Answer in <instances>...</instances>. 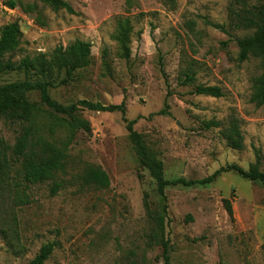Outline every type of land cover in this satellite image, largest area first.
I'll list each match as a JSON object with an SVG mask.
<instances>
[{
    "label": "rangeland",
    "instance_id": "obj_1",
    "mask_svg": "<svg viewBox=\"0 0 264 264\" xmlns=\"http://www.w3.org/2000/svg\"><path fill=\"white\" fill-rule=\"evenodd\" d=\"M64 1L74 13L40 0H0V39L15 22L22 32L6 60L33 64L0 74V87L46 81L64 106L125 102L126 118L137 120L135 130L168 181L204 180L233 164L264 172V106L252 102L264 59L253 53L240 59L238 39L255 31L232 29L230 11L239 6L231 0ZM78 41L91 45L88 65L60 68L62 53ZM187 76L194 82L184 84ZM198 86L219 87L223 97L196 95ZM28 99L39 106L40 135L60 147L73 140L55 180L27 190L29 204L14 207L0 193V264H28L49 243L56 247L46 264H164V241L170 264H264L263 184L230 172L209 185L169 186L165 211L120 113L84 110L72 117L41 105L38 92ZM233 117L244 135L242 151L221 134ZM77 121L90 130H73ZM213 121L221 126L207 129ZM21 129L0 117V140L9 146ZM91 168L107 173L108 188L85 182ZM55 183L60 189L52 196Z\"/></svg>",
    "mask_w": 264,
    "mask_h": 264
},
{
    "label": "trees",
    "instance_id": "obj_2",
    "mask_svg": "<svg viewBox=\"0 0 264 264\" xmlns=\"http://www.w3.org/2000/svg\"><path fill=\"white\" fill-rule=\"evenodd\" d=\"M40 1L51 5L56 10L65 9L74 13L73 8L64 0ZM231 2L240 7L239 11L234 8L230 11L232 29L255 31L252 36L238 39L241 61L248 60L252 53L264 59V0H231ZM253 2L255 3L252 4ZM10 6L15 8L16 4L11 3ZM21 37L22 32L17 22L3 29L0 39V74L31 69L33 64L29 59L20 63L6 60V56L19 47ZM90 55L91 45L78 41L65 53H62L60 63L56 64L60 68H68L69 72H74L88 65ZM46 69V66L43 65L41 70L44 73ZM193 82L194 77L187 76L184 84ZM50 87L51 83L46 81L15 82L0 87V117L6 122L19 124L22 128L14 147L9 146L4 140H0V193H3L4 197L8 196L13 201L14 207L18 208L31 202L27 190L32 186L55 180L56 174L64 168L68 148L73 140V138L70 139L60 147L40 135L38 128L34 125V120L40 109L38 105L28 99V94L31 92L40 94L41 105L62 115L74 117L84 110L99 113H120L123 121L127 124L129 137L137 150L142 166L150 172L151 177L156 182L159 195L165 201V211L167 210L166 189L169 186L209 185L215 182L220 175L230 172H236L246 180L264 185V172L260 170L258 165L252 166L249 170L238 165H229L221 168L207 179L199 181L188 182L184 179L168 181L164 176L163 164L148 152L143 136L135 130L137 120L129 121L126 118L127 106L125 102L120 105L106 106L83 100L70 106H64L52 99L49 92ZM195 94L214 98L223 97L222 89L219 87L198 86ZM252 102L258 107L264 106V75L255 83ZM160 114H165V111ZM220 126V123L214 121L206 123L207 129L219 128ZM70 127L73 130L76 128L90 130L89 124L85 121L72 122ZM221 134L230 148L238 151L244 150V135L239 119L233 117L229 127L225 128ZM85 182L102 189L110 186L109 176L98 168H91L87 171ZM59 189L60 185L55 183L52 188V196H55ZM224 204L230 216L233 217L234 211L230 201L224 200ZM159 220L163 231L164 219L160 218ZM55 247V243L44 245L39 254L28 264H46L53 255ZM169 247L170 242L164 241V264H170Z\"/></svg>",
    "mask_w": 264,
    "mask_h": 264
}]
</instances>
